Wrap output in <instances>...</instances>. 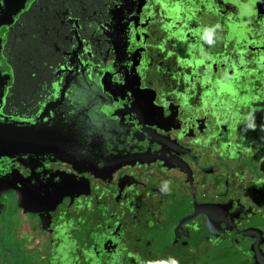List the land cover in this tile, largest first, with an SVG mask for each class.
Listing matches in <instances>:
<instances>
[{"label": "flooded vegetation", "instance_id": "1", "mask_svg": "<svg viewBox=\"0 0 264 264\" xmlns=\"http://www.w3.org/2000/svg\"><path fill=\"white\" fill-rule=\"evenodd\" d=\"M264 264V0H0V264Z\"/></svg>", "mask_w": 264, "mask_h": 264}, {"label": "clouds", "instance_id": "2", "mask_svg": "<svg viewBox=\"0 0 264 264\" xmlns=\"http://www.w3.org/2000/svg\"><path fill=\"white\" fill-rule=\"evenodd\" d=\"M170 264H178V261H176L175 259L170 261Z\"/></svg>", "mask_w": 264, "mask_h": 264}]
</instances>
